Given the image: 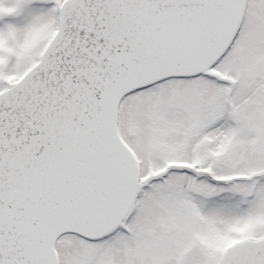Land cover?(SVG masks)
Listing matches in <instances>:
<instances>
[{"label": "snow or ice", "instance_id": "6c2138e0", "mask_svg": "<svg viewBox=\"0 0 264 264\" xmlns=\"http://www.w3.org/2000/svg\"><path fill=\"white\" fill-rule=\"evenodd\" d=\"M0 264H264V0H0Z\"/></svg>", "mask_w": 264, "mask_h": 264}]
</instances>
